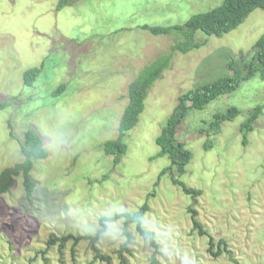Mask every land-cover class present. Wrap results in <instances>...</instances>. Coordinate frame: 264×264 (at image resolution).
I'll return each mask as SVG.
<instances>
[{"label": "rangeland", "instance_id": "obj_1", "mask_svg": "<svg viewBox=\"0 0 264 264\" xmlns=\"http://www.w3.org/2000/svg\"><path fill=\"white\" fill-rule=\"evenodd\" d=\"M59 1L0 0V101L15 98L0 111V173L24 161L20 145L28 130L48 152L45 160L33 162L31 202L21 176L0 195V264H106L95 258L89 239L62 248L56 243L42 253L52 236L93 237L101 218L133 213L145 203L142 228L154 235L157 248L130 224L125 264H150L154 254V264H264L259 74L203 110L190 111L179 126V140L192 154L180 181L199 196L183 194L169 175L159 178L169 161L155 144L180 95L233 75L229 61L250 52L264 35V10L253 11L220 38L197 32L195 41L204 45L182 54L172 53L175 36H154L141 27L183 26L223 0H68L58 9ZM169 54L170 66L148 91L137 126L123 139L126 152L114 165L102 145L118 136L127 87ZM41 65L26 87L23 73ZM60 85L65 90L55 95ZM257 106L262 113L243 146L240 126ZM231 107L239 115L221 124L218 134L199 132ZM190 208L207 236L192 231ZM123 229V219L106 223L94 244L110 264H122L117 252L126 241ZM209 237L214 244L225 241L231 255L207 253Z\"/></svg>", "mask_w": 264, "mask_h": 264}, {"label": "trees", "instance_id": "obj_2", "mask_svg": "<svg viewBox=\"0 0 264 264\" xmlns=\"http://www.w3.org/2000/svg\"><path fill=\"white\" fill-rule=\"evenodd\" d=\"M77 1V0H75ZM68 4V0H61L57 8L60 9ZM264 10V0H223L222 3L205 12L195 14L183 26H173L168 28H152L142 26L141 29L149 32L154 36L173 35L176 38V44L172 47V53L180 52L187 54L192 50L201 48L204 43H197L195 35L197 32L204 34L207 37L220 38L221 36L235 30L241 25L247 17L255 10ZM172 59V54L159 57L149 66H146L127 87L128 102L123 110V113L118 123V136L115 140H108L103 143L102 148L104 153L113 158V164L117 165L124 153L126 145L123 142L125 135L134 129L139 120V116L144 111V101L148 91L153 84L161 78L163 71L169 68ZM42 65L39 68H31L23 73V83L26 87H30L41 71ZM227 68L232 72V76L221 77L216 81L195 87L192 90L185 92L178 97V103L173 109V112L167 118L165 125L161 129L160 134L155 139V144L159 148V156L166 157L169 161L168 167L164 168L159 178L164 175L171 177V182L174 186L179 187L183 194L195 198L200 195V192L186 187L180 181V177L185 173V167L192 158L191 152L186 148L185 144L179 140V126L186 119L190 111H201L209 103L216 100L220 96L228 95L237 90L241 81H247L255 74H259L261 80L264 81V35H262L252 46L250 52L245 55H239V60L231 59L227 64ZM65 87L60 85L56 94H61ZM15 98L0 101V111L6 108L10 103L14 102ZM262 113V107L257 106L249 113L246 121L241 124L240 132L243 133L242 144L247 145V133L253 131V124ZM239 115V111L235 107L228 108L225 113H217L213 116V120L209 123L207 129L200 128V133L218 134L221 124L232 122ZM206 149H210V144H205ZM20 153L24 161L16 164L12 168H7L0 173V195L7 193L15 184V179L19 176L23 179V188L27 201L31 202L32 195L35 189V183L30 177V172L33 168V162L45 160L48 157V152L43 146L41 137L33 130H28L23 135V141L20 145ZM148 210L147 204H143L137 211L133 213H121L109 218H101L99 220L101 229H98L95 236H52L47 242V248L42 253L43 255L51 246L59 243V247H63L67 242L72 241L76 245L82 240L89 239L92 250L96 259H100L110 264V259L99 253L94 246L99 236L105 231L106 223L116 222L120 219L124 220L123 234L126 237L118 250L117 254L122 264H125L123 252H128V244L130 236L125 231L130 224L135 225L138 235L148 241L150 245L157 248L154 240V235L142 228V218ZM191 213L192 231H197L200 236H207L202 226L196 220V212L189 209ZM217 249L213 252V249ZM213 257H219L221 254L230 256L226 243L223 240L214 244V241L209 237L208 249ZM43 257V256H42ZM43 260L47 263L46 259ZM155 263V254L150 258V264Z\"/></svg>", "mask_w": 264, "mask_h": 264}]
</instances>
